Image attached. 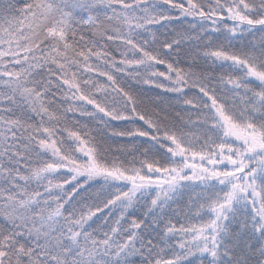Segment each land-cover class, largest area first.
<instances>
[{"label":"snow or ice","instance_id":"6c2138e0","mask_svg":"<svg viewBox=\"0 0 264 264\" xmlns=\"http://www.w3.org/2000/svg\"><path fill=\"white\" fill-rule=\"evenodd\" d=\"M0 264H264V0H0Z\"/></svg>","mask_w":264,"mask_h":264}]
</instances>
